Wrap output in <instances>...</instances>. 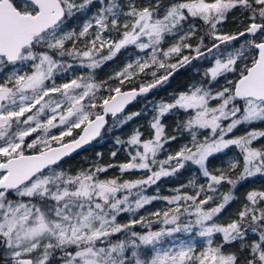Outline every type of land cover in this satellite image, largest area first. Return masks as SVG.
<instances>
[{"label":"snow or ice","instance_id":"snow-or-ice-1","mask_svg":"<svg viewBox=\"0 0 264 264\" xmlns=\"http://www.w3.org/2000/svg\"><path fill=\"white\" fill-rule=\"evenodd\" d=\"M96 2L100 6L79 31L68 28L74 16L86 14ZM234 10L247 24L241 31L223 33L219 26ZM197 20L205 27L194 46L188 41L200 30ZM169 36L178 39L164 48ZM205 37L211 47L204 44ZM129 46L148 54L109 77L119 82L115 87L97 81L91 71L57 83L77 63L95 70ZM184 50L194 54L183 55ZM174 56L180 57L177 63H166ZM206 57L214 58L204 72L208 84L223 78L224 86L213 91L203 82L194 83L171 102L155 105L149 138L142 139L137 128L127 140L115 141L133 149L128 162L118 165L121 174L136 170L147 176L100 178L117 167L112 164L74 174L59 167L64 157L101 135L107 117L114 126L127 124L140 115L124 116L128 103L166 82L178 67ZM160 69L171 71L157 79ZM146 70H151L152 83L122 90ZM178 109L194 112L177 124L191 140L157 159L165 144L176 139L166 135L162 118ZM254 122H264V0H0V264H264V191L248 192L237 218L218 222L235 199L220 187L227 183L234 188L248 177L264 175V145L253 146L264 138V130L229 137L238 126ZM232 146L242 160L210 171L209 158ZM189 163L207 178L206 186L193 179L171 197L144 194ZM189 187L194 193L181 190ZM161 198L174 207L151 213L163 225L158 230L144 217L117 222L120 213L135 214ZM138 224L148 230H132ZM249 231L258 233V239L249 243ZM118 233L127 235L113 241ZM191 234L204 238L206 246L198 251ZM217 234L222 242L214 245ZM236 242L238 251H223Z\"/></svg>","mask_w":264,"mask_h":264},{"label":"rangeland","instance_id":"rangeland-1","mask_svg":"<svg viewBox=\"0 0 264 264\" xmlns=\"http://www.w3.org/2000/svg\"><path fill=\"white\" fill-rule=\"evenodd\" d=\"M124 4H127L129 0H122ZM147 0H135L137 4H144ZM165 3L168 0H164ZM99 3H93L92 6L87 10L86 14H77L68 22V28H75L79 31L80 27L84 23L86 19H88L99 7ZM244 20L245 23L241 24L240 21ZM199 26V31L196 36L193 37L189 43L194 46L199 41V36L203 35L204 25L202 21H195ZM247 20L245 17L240 15L239 10H234L229 14L228 19L220 25V29L223 33L232 34L236 31H241L246 26ZM105 35H108L107 33ZM175 39L178 37H167L163 47L167 48L171 44L175 42ZM248 37L241 38L239 41L233 42V47H239L241 43L244 42ZM211 39L209 37H205L204 44L207 47H211ZM71 46L70 44L68 45ZM227 50H231L228 48ZM221 51H225V47L221 48ZM148 54V50L140 51L135 46H129L126 49H122L115 57L111 60L105 61L100 67L95 70H89L85 67H81L78 65L74 66L72 70H70L66 75L62 76L57 80V83L64 82L68 79L73 78L74 76L87 75L91 71V74L95 76L97 81H108L109 84L115 87L119 82L116 80H109V77L115 76V73L121 71L126 64L136 60L137 57L144 58ZM194 53L189 52L188 50H184L183 55H192ZM103 55H107V50L105 49ZM180 59L179 56L172 57L166 63H177ZM71 62V61H69ZM214 63L213 57H206L204 59H195L192 60L190 64L184 65L182 67H178L172 74L169 76L166 82H163L157 85L155 88L156 93H151L150 91L147 94L139 95L131 104H128L124 109V116L130 115L132 113L139 112L140 115L134 117L125 125H117L114 126V121L111 116L107 117L108 124L102 130L101 135L96 139L92 140L86 147L82 148L78 152L69 156V158H65L60 162L59 167L63 170L70 171L71 173H76L79 170L88 169L90 166L99 164V165H117V167L109 168L106 173H101L100 178H113L118 177L121 181L123 180H136L141 179L147 176L149 173L146 171H128L121 174L120 168L118 165L122 163H126L129 160L128 153L133 149L130 148L129 145L125 144H117L115 141L117 138L121 140H127V138L133 133V131L137 128L143 133L142 139L149 138L152 134V130L150 128V123L152 121L153 116L155 115V105L161 101L171 102L172 99L177 96L181 92L188 91L190 86L194 83L203 82L206 86H209L216 91L225 85V80L223 78H218V81H213L210 85L208 84V78L204 76V72L207 68L212 66ZM10 70V69H9ZM170 69H160L157 72V79L160 76L166 75ZM228 79H232L233 77L229 75ZM153 82V77L151 75V70H146L144 73H140L137 77H134L131 82H125L122 90L130 89V88H138L141 84H148ZM160 93V94H159ZM103 95H107V92H102ZM144 95V96H143ZM142 96V97H141ZM217 101H210L212 106H215ZM188 115H194L192 110H188L185 113L183 110H174L164 116L162 118V123L165 125L166 135L176 136V139L173 141H169L165 144L164 150L158 154L157 159L163 160L169 153H175L180 149V147L186 143H189L191 140V136L187 131H183L177 128L178 121H183L187 119ZM121 119L123 116L120 117ZM225 124L227 121L224 122ZM250 130H264V122H254L252 124H244L238 126L233 130L232 133L229 134V137H236L247 133ZM79 130H77L78 132ZM204 135H207V130H202ZM52 134H58V129H53ZM77 133H74L75 136ZM36 134H33L32 138H35ZM264 145V138H260L258 141L253 142V146L260 147ZM86 148V149H85ZM85 149V150H84ZM84 150V151H82ZM82 151V152H81ZM112 152H116V156L113 157ZM101 154V155H97ZM214 160L207 161V166L210 171L215 172L217 169L225 170L228 168L231 161L236 159H241L240 150L232 146L229 149H225L220 153H216L213 155ZM212 156V157H213ZM240 169H237L233 173V179L238 177ZM195 179L197 184H205L207 178L203 177L200 173L197 166L192 164H187L183 169L178 171L176 174L170 177H163L156 184L151 185L145 189L144 194L147 196H159V197H171L175 195V189L181 188L182 185H187L190 180ZM246 180L250 182H259L264 189V175L256 174L254 176L248 177ZM244 181V180H243ZM241 182V181H240ZM240 182L232 188L227 183L223 184L220 187V192L231 191L232 195L235 197L234 201L232 200L223 210V212L218 217V222L227 223L232 219L237 218L238 212L243 208L247 201V193L250 191H264V190H249L246 193L242 194V196L236 197L237 187ZM182 191H188L189 193H194V189L191 187L181 189ZM219 202L218 200L216 201ZM211 205H209L210 207ZM170 207H174V205H170L164 199H155L150 204L145 205L143 208L139 209L135 214L129 212H122L117 216V222L124 224L127 223L130 219H139L140 217H144L145 221H154L151 224L152 230H158L163 225L160 224L155 217L151 216V213L156 212L157 210L163 212ZM147 226L145 224H139V230L137 232L143 233L147 231ZM126 233L121 234L118 233L112 237L113 241L124 239ZM182 239H188L189 234H181ZM191 239L196 243L197 250L199 251L203 247L206 246V241L204 238L198 237L195 234H191ZM258 239V233L248 232L246 240L250 243L253 240ZM214 245L220 244L222 242V236L217 234L213 237ZM239 243H232L225 245L223 251L228 253L230 251H238ZM148 251V250H145ZM131 254L130 251L128 253ZM150 254V252L148 253ZM247 254V253H245ZM53 264H57L56 261Z\"/></svg>","mask_w":264,"mask_h":264},{"label":"trees","instance_id":"trees-1","mask_svg":"<svg viewBox=\"0 0 264 264\" xmlns=\"http://www.w3.org/2000/svg\"><path fill=\"white\" fill-rule=\"evenodd\" d=\"M156 89L157 88H152L151 90H150V92L151 93H153V92H155L156 93ZM145 94H147V93H145ZM160 94V93H159ZM144 96V95H143ZM142 97V96H141ZM134 101V100H133ZM132 101V102H133ZM132 102H130L129 104H131ZM88 147V146H87ZM86 147V148H87ZM85 148V149H86ZM84 149V150H85ZM84 150H82V151H84ZM81 151V152H82ZM72 157V156H71ZM69 158V157H68ZM215 158H214V156L213 157H211L210 158V161H213ZM237 189V193H235L236 194V197L238 198L239 196H242V194H244V193H246L247 191H249V190H252V189H254V190H264L263 189V187L261 186V184L259 183V182H250V181H248V180H244V181H241L240 182V184L238 185V187L236 188ZM234 201V200H233ZM132 230H134V231H137V230H139V224L138 225H136L135 227H134V229H132Z\"/></svg>","mask_w":264,"mask_h":264},{"label":"water","instance_id":"water-1","mask_svg":"<svg viewBox=\"0 0 264 264\" xmlns=\"http://www.w3.org/2000/svg\"><path fill=\"white\" fill-rule=\"evenodd\" d=\"M134 88H136V87H134ZM138 88H139V87H138ZM138 88H137V89H138ZM130 89H131V88H130ZM130 89H126V90H130ZM126 90H124V91H126ZM137 97H138V96H137ZM137 97H136V98H137ZM136 98H135V99H136ZM132 101H133V100H132ZM132 101H131V102H132ZM128 104H129V103H128ZM128 104H127V105H128ZM127 105H126V106H127ZM88 144H89V143H88ZM88 144H85V145H83L81 148L75 150L71 155H73L74 153L78 152V151L81 150L82 148L86 147ZM71 155H69V156H71ZM69 156H67V157H69ZM67 157H64L63 159H65V158H67Z\"/></svg>","mask_w":264,"mask_h":264}]
</instances>
